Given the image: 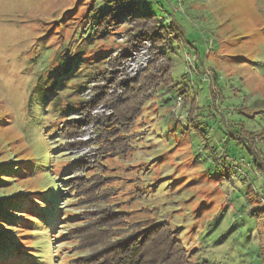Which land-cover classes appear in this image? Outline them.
Returning a JSON list of instances; mask_svg holds the SVG:
<instances>
[{
    "label": "rangeland",
    "instance_id": "rangeland-1",
    "mask_svg": "<svg viewBox=\"0 0 264 264\" xmlns=\"http://www.w3.org/2000/svg\"><path fill=\"white\" fill-rule=\"evenodd\" d=\"M108 1L0 0V123L5 121L0 130V162L9 157L41 161L42 154L54 149L57 158L65 150L63 145L72 143L75 148L64 152L68 156L50 161L55 164L50 174L57 175L69 160L82 158L93 165L88 177L95 176L90 182L112 191L107 204H93L75 198L77 186L66 187L68 194L60 204L79 215L74 221L80 226L68 225L61 233L69 237L56 242L54 250L47 244L45 264L101 261V256L91 259V248H82L85 238L73 236L86 224L84 215L98 207H106L116 229L129 226L121 234L131 235L129 245L162 222L163 229H175L170 238H176L175 244L185 249L193 264H264V216L258 212L264 210V173L250 166L253 160L245 147L229 134L264 129V115L250 116L264 99V64L259 62H264V0H254L255 16L259 11L263 18L247 17L245 22L240 21L238 0L135 1V15L151 12L177 19L185 30V43L173 40L169 54L175 64L176 89L153 93L137 117L127 119L124 126L114 122L116 108L126 99L130 82L153 67L156 59L151 41L121 58L131 31L126 18L107 38L91 36L88 29L89 35L79 34L86 22H94L102 8L110 6ZM124 10L127 7H117L115 13ZM216 38L219 48L212 52ZM196 50L204 59L200 68L195 60H188L196 56ZM239 56L245 58H235ZM253 58L260 65L252 66ZM114 59L120 60L118 67L113 66ZM48 65L57 72L90 75L83 90L63 99V104L73 102L81 108L79 101L95 102L93 106L64 118L49 102L46 109L51 112L39 113L30 95L37 74ZM214 71L219 73L217 83ZM76 84H70L73 91L79 90ZM215 86L225 96L231 95L227 98L231 103L254 105L250 115L238 114L239 105L227 108L228 100L221 104L213 99ZM247 92L254 97L245 101ZM182 93L189 96L190 105ZM193 104L199 109L190 120ZM65 119L86 122L77 126L81 130L70 128L71 134L63 138L60 129H68ZM113 123L121 129L116 148L106 142ZM260 146L264 148V143ZM100 164L104 169H99ZM47 181L41 172L21 177L9 187L21 186L28 192ZM119 211L127 214H115ZM40 230L27 229L29 234ZM21 242L34 246L37 239Z\"/></svg>",
    "mask_w": 264,
    "mask_h": 264
},
{
    "label": "trees",
    "instance_id": "trees-1",
    "mask_svg": "<svg viewBox=\"0 0 264 264\" xmlns=\"http://www.w3.org/2000/svg\"><path fill=\"white\" fill-rule=\"evenodd\" d=\"M135 1L137 0H109L107 3L110 6L103 7L101 12L96 15L94 22H86L85 30L79 31L81 35L90 34L98 39L107 38L110 35L109 31L121 26L119 20L126 18L128 19V24L131 23L129 24L131 31L128 32L129 45L123 53L122 59L126 58L133 51L138 50L145 41H151L153 44V53L156 59L154 66L145 71L141 77L133 80V85L130 82L131 85L129 84L130 87L127 91L126 99L116 108V116L118 118L114 116V122L119 120L117 124H120V126H124V122L129 118V120L135 119L141 110V106H143L153 93H156L160 89L166 92H172L176 89L173 73L175 64L169 54L173 51L171 48L173 40L180 42L183 46L185 43L183 41L185 38V30L177 19H166L164 16L158 17L151 12L135 15L134 11L137 4ZM168 1L170 2L171 0ZM237 2L236 7L240 11V21L245 22L247 17H255L254 20L258 21L263 18V15L259 14V11L255 16V8L257 6L254 0H238ZM117 7H127V10L122 11L118 15L115 13ZM216 24L218 25L219 23ZM87 29L89 30V34H87ZM214 43L215 48L210 50L212 52H215L219 48L217 38ZM195 52L197 67L200 68L199 63L203 64L204 59L198 50ZM209 52L206 53L207 59L209 58ZM235 58L244 59L245 57L239 56ZM255 58L251 60L252 64H254L252 66L264 64V62H261L262 59L261 61L259 60L260 64L254 62L257 61ZM113 61H111L113 66L118 67L120 60L114 59ZM252 69L255 70V67ZM212 75H214L213 79L217 83L219 73L214 71ZM90 79V75L86 77L82 73L63 72L60 70L57 72V70H53L48 65V68L37 74V83L30 95V103L34 107H37L41 114L51 112L50 108L52 107L51 109L53 111L58 112L64 118L69 117L73 111H85L86 108L93 106L95 102L79 101L81 108H76L73 102L63 104V99H68L74 92L75 94L80 93L84 88L83 86ZM74 81H77L75 86L79 90L73 91V87L70 86ZM217 87L212 91L213 99H219L220 103L224 104L228 100L227 98L230 99L231 95L229 97L225 96L223 90ZM237 90L236 88L234 93H237ZM218 91L221 93L220 98L218 97ZM244 94L245 101L247 97H254L249 92ZM182 95L186 99V104L190 105V101L188 102V99H190L189 96L186 93H182ZM98 100L101 101L100 99ZM261 100H263V106L257 109L253 107L254 105L252 108L249 105H239L237 102L231 103V100L227 101L226 106L230 108V106L237 107L239 105L238 114L244 117L250 115L249 108H252V115L250 116L253 117V113L256 112L264 115V99ZM49 102H51L50 108L46 109ZM198 109L193 104L191 112L189 113L190 120H192V114L196 113ZM222 119L224 120L223 117ZM1 120L2 117H0V122ZM84 122L86 121H71L65 119L64 125L66 124L68 129H60L62 131L60 136L64 138L65 136H69L74 129L78 128V130H81V127L77 126H83ZM3 124H5V121L2 124L0 123V130L3 128ZM235 124L233 123L232 126ZM112 125L113 127H110V131H108L111 133L107 136L106 142L113 143L110 144V148H116L118 147L116 145L117 140H119L118 133L121 132V129L116 128L115 123ZM229 134L234 140L245 147L248 156L253 160L250 166L258 172L264 173V148L262 146L259 147L260 143H264V129L253 133H248L243 130L242 134ZM63 146H65V150L57 158V149H54V153L45 152V154H42L41 161L35 157L33 159H21L19 161L14 160L13 157H9L7 160L0 162V264H45L49 260L45 257L46 248L48 247L47 244H50L54 250V245L57 244L56 242L69 237L66 236V233H61L68 225L76 226L75 228L80 226L79 223H75L74 221L76 218H79V215L67 211V208L63 207V204H60L64 202L68 194L66 190L68 185L78 187L75 193L78 195H75V198H78L81 202L88 200L93 204H107L108 193L112 191H103L101 190L102 186L100 183L90 182V178L95 175L88 177V173L93 167L88 161L82 158L69 160L68 164L60 169L57 175L50 174L54 172L52 168L55 167V164L51 165L50 161L53 158L59 159L68 156L64 152L72 150L76 145L67 143ZM99 169H104L102 164H100ZM41 172L47 175L49 181L44 184L42 183L35 190L23 192L21 186L17 187V185H13L9 187L10 184H14L21 177L28 176L29 174L36 175ZM80 173L83 174L81 177L78 176ZM251 194L253 193L251 192ZM85 197L87 199H84ZM259 210L260 208L258 209V212H261L259 214L264 216V210ZM94 213L96 214L95 217H93ZM115 214L127 213L119 211ZM84 220L86 224L83 227H79L73 236L75 235L77 239L85 238L82 243V248H91L93 250L94 254L91 256V259L101 256L102 259L99 263H93L193 264L188 254H186L185 249L181 245L175 244L176 238H170V235L175 232V229L169 230L167 228L165 230L166 227L163 229L165 224L162 222L154 226L152 231L146 230L144 236L139 240H137L139 236L133 239V242L129 245L131 235L121 237L122 232L130 229L129 226L124 229L120 227L116 229L115 226H112V217L106 214V207H98L96 211L87 212L84 215ZM30 228H40L41 233L29 234L27 229ZM24 230L26 232H23ZM73 230L71 228L70 231ZM33 239H37L34 246H26L21 242ZM38 241L43 242V246L39 245Z\"/></svg>",
    "mask_w": 264,
    "mask_h": 264
},
{
    "label": "built area",
    "instance_id": "built-area-1",
    "mask_svg": "<svg viewBox=\"0 0 264 264\" xmlns=\"http://www.w3.org/2000/svg\"><path fill=\"white\" fill-rule=\"evenodd\" d=\"M196 57H191V55L188 57V60H195V62H196V59H195ZM179 99V98H178Z\"/></svg>",
    "mask_w": 264,
    "mask_h": 264
}]
</instances>
